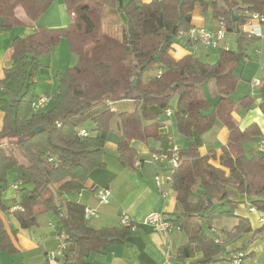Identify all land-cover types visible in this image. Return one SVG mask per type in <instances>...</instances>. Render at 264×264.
<instances>
[{
	"label": "trees",
	"instance_id": "obj_1",
	"mask_svg": "<svg viewBox=\"0 0 264 264\" xmlns=\"http://www.w3.org/2000/svg\"><path fill=\"white\" fill-rule=\"evenodd\" d=\"M52 3L0 0V32L33 25ZM64 3L71 19L66 28L39 27L30 36L14 37L10 44L11 64L0 77V213L11 215L23 230L50 227L57 246H62L54 259L62 264L101 260L111 245L128 238L131 225L99 227L85 218L87 207L73 197L93 171L105 166L109 134L119 138L118 161L132 170L137 152L131 143L157 138L160 113L173 110L179 133L187 139L208 133L216 120L228 131L226 143L209 142L205 154L190 142L169 155L179 160L171 176L178 214L169 222L187 236L176 256L188 264H233L236 258L242 264L254 257L245 254L244 247L233 251L225 247L245 234L264 232V151L256 148L264 135L256 123L241 129L234 118L240 106L247 111L254 104L251 90L264 93V80L258 78L259 86L251 89L248 80L235 74L248 47L264 44L241 29L249 15L264 16V0H129L115 5L127 18L120 38L102 28L103 9L113 1ZM209 8L226 33H235L237 49H220L213 64L191 54L173 58L170 50L175 44L193 46L179 40L180 33L192 28L193 14L204 15ZM61 39L68 41L77 64L54 76L53 106L34 111V79L44 66L40 58ZM258 50V73L263 77V46ZM150 72L154 73L147 76ZM210 83L212 104L203 91ZM247 85L251 90H244ZM239 91L237 106L230 95ZM121 103L128 106L118 107ZM259 109L264 116V103ZM85 123L92 129L83 128ZM82 130L86 137L79 136ZM9 174L11 185L18 188L12 212L2 201ZM241 205L262 215L259 228L252 230L249 220L237 214ZM224 219L236 220V225L227 232L216 230V223ZM0 252L17 253L1 217Z\"/></svg>",
	"mask_w": 264,
	"mask_h": 264
},
{
	"label": "crops",
	"instance_id": "obj_2",
	"mask_svg": "<svg viewBox=\"0 0 264 264\" xmlns=\"http://www.w3.org/2000/svg\"><path fill=\"white\" fill-rule=\"evenodd\" d=\"M108 1H113L114 4L112 3L103 9L102 28L105 33L120 38L127 18L124 13L117 10L115 5L118 3H126L129 0ZM151 1L153 0H141L144 3ZM43 15L48 18L47 21L49 22L46 27L50 29L66 28L71 21L66 12L64 0H53L52 5ZM205 20L199 11H196L192 16L193 26L205 28ZM213 20L215 19L213 18ZM215 21L217 22V20ZM38 28L34 24L29 27H24L25 30L17 36L21 38L30 36ZM13 38L8 32H0V77L2 71L11 64L10 44ZM60 46L63 50H70L68 41L61 39L57 46L52 49V52L59 53ZM73 56L77 60V57L75 55ZM43 58H47V56ZM42 64L44 65V63ZM46 67L44 65L39 70V73L40 76L46 77V84L53 88L50 91L53 92L52 95L48 92L39 94L35 97V100L43 96L50 97L51 100L46 106L48 107L53 101L52 97L56 81L53 76L55 72L54 68L47 70ZM70 68L67 66L66 68L60 67L59 69L58 63L57 68L55 67L57 69L56 73L64 72ZM63 69L65 70L62 71ZM35 83L37 84L38 82L36 81ZM254 98L256 100L257 96H254ZM259 98L262 99V96ZM259 101L260 103H264V100ZM119 106L125 108L128 104L121 103ZM234 118L241 129L246 128L252 123H256L264 135V116L259 108L257 110L246 111L243 115L240 109H238L234 113ZM2 119L3 115L0 113V127L2 125ZM158 123L160 124V128L157 138L148 139L143 142L133 141L131 143L137 152V160L132 170L124 167L117 159L116 148L119 142L118 138L116 145L111 144L114 145L113 150H109L105 146V166L93 171L84 189L73 197L74 200L94 210L95 214L91 220L99 227H124L120 222L121 216L124 213L130 219L131 230L128 238L123 243L111 245L105 256L101 260L94 261V264H167L170 260L176 258V252L181 246L180 243H182L179 235L181 231H174L164 237L156 233L151 226L143 224L147 215L151 213L158 214L164 221H169L178 214L175 193L170 185L164 183L158 188L154 179L156 175L162 177L170 176L172 169L154 163L151 156L152 154H159L169 157L175 148H186L190 142L194 143L201 154H205L209 142L211 144L224 145L228 138V131L222 123L216 120L213 128L208 133L200 136L193 134L191 139H187L179 133L173 110H171L170 115L161 112L158 117ZM113 143H115L114 139ZM257 147L260 150L264 149V145L257 144ZM11 181L12 176L9 174V187L2 194V201L7 207H10V212L16 209L15 205L18 201V192L16 193L13 190ZM98 188H108L111 191L107 205H99L97 203L94 193ZM164 192L166 193V197H163ZM10 201H14V204L9 205ZM237 214L249 220L252 230L259 228L263 222V217L260 213L251 210V208H247L245 205L239 207ZM0 217L3 220L13 246L17 250V253L8 255L10 257L19 255L21 258L20 262L17 263L16 259L12 258V260H7L6 258L0 257V264H43L44 262H47V264H62V262L50 258L57 246V236L50 227L23 230L11 215L0 213ZM50 221H52V218ZM235 225L236 220L224 219L216 223L215 228L218 231L227 232ZM242 247H244L245 254H255L252 257L251 264H264V232L257 235H254L252 232L245 234L236 241L226 245L225 248L227 251H233ZM0 254L5 255V252H0ZM196 257L200 258L201 255L197 254ZM245 262L242 264H245Z\"/></svg>",
	"mask_w": 264,
	"mask_h": 264
},
{
	"label": "rangeland",
	"instance_id": "obj_3",
	"mask_svg": "<svg viewBox=\"0 0 264 264\" xmlns=\"http://www.w3.org/2000/svg\"><path fill=\"white\" fill-rule=\"evenodd\" d=\"M203 17L206 19L205 20L206 30L211 32V33H214L218 29V22L213 20L210 8L203 15ZM47 19L48 18L42 14L35 21L34 25L36 27H40V28H48V27H46L48 22H49V21H47ZM24 30H25L24 27H15L10 32H8V34L11 35V37L12 36L15 37L18 34H21ZM262 46H263V50H264V44L261 42H257L255 44L251 45L250 47H248L247 52L245 54L251 61L248 63H245L242 61L241 64L235 70L236 75L239 76L241 74L243 76V78H245L249 82H252L254 79H258V78L261 80H264V76L262 77L261 74L258 73L259 59L256 60V56H255V52L258 51L259 48H262ZM225 47L230 51H235L237 49L235 33H229V32L226 33L225 32ZM52 49L53 48H51V51H50L49 55L47 56V58H40V60H41V63H44V65L47 66L46 67L47 70H51L52 68H54L55 72H54L53 76H55L56 72H57V69H55V67L57 68V63H58L59 69H60V67L66 68L67 66L72 68L77 64V60H75V57L73 56V54H71L70 50L69 51L63 50V48H61V46H60V52L56 53V52H52ZM219 50L220 49H205L200 44H194L190 48H185L179 44H175L171 48L170 53H171L172 57L175 59H179L186 54H191L193 57L197 58L201 62L213 64L218 59ZM67 63H68V65H66ZM64 70L65 69H63L62 71H64ZM153 73L154 72H150L147 76H151ZM35 78H36V81L38 83L35 85V88L32 92L33 95L35 97H37L39 94H43L45 92H48L49 94L52 95L53 91L52 92H50V91L53 88L50 87L48 84H46V81H47L46 77L40 76V73H39L36 75ZM34 81H35V79H34ZM244 90H251V89L249 88V85H247V86H244ZM203 91L205 94L204 96H206V98L212 104L213 103L212 93L214 92L213 84L210 83V84H206L205 86H203ZM242 91H243V89H242ZM242 91L234 92L230 95V98L237 104V106H239V98L241 96ZM251 93H254V96H257V99L255 100L252 107L247 111H251L253 109L257 110L259 108V103H260L259 100H264V93H262L259 89H255V91L251 90ZM261 96H262V99L259 98ZM176 101L177 100L175 99V101L173 102L174 103L173 104L174 110L177 109V105L175 104ZM53 104H54V102L52 101L50 106H53ZM239 109H240L242 115L244 113H246V110L244 108H242L241 106L239 107ZM83 128H86L87 130L92 129L90 123L83 124ZM113 139L115 140V143H113ZM117 141H118L117 135H115L113 133L109 134L107 142H106V147L109 150H113L114 145H116ZM111 144H114V145H111ZM11 204H14V201H10L9 205H11ZM175 217L172 218L171 220H174ZM179 235H180V240L182 242L180 244L181 245L185 244V242L187 241L186 233L184 231H181ZM0 257L6 258L7 260H10V259L12 260V258L16 259L17 263H19L21 260L19 255H14V257H10L8 255V253H5V255L0 254ZM252 259L253 258L246 259L245 264H251Z\"/></svg>",
	"mask_w": 264,
	"mask_h": 264
},
{
	"label": "built area",
	"instance_id": "obj_4",
	"mask_svg": "<svg viewBox=\"0 0 264 264\" xmlns=\"http://www.w3.org/2000/svg\"><path fill=\"white\" fill-rule=\"evenodd\" d=\"M242 31L256 37H260L264 41V16L259 14H251L249 15L244 22V25L242 26ZM179 40L181 42L190 43V44H200L205 49H225V29L222 23L218 24V29L211 33L206 30L204 27H198V26H192V28L187 32H182L179 34ZM260 52L259 50L255 52V56L259 57ZM250 59L248 57L243 58V62L248 63ZM257 86H259V80L254 79L252 82H250L251 89H255ZM51 98L48 96H43L39 98L38 100H35L32 107L34 111H40L45 109V107L49 104ZM166 115H170L171 111L166 110ZM79 136L86 137L87 132L82 130L79 132ZM264 145V141L260 144ZM176 148L173 150L175 151ZM264 151V149H262ZM151 159L154 163H158L160 165L169 167L172 169V172L174 169H176L179 165V160L177 157H165L159 154H152ZM51 161V160H49ZM171 176H155V183L158 188H160L164 183H168L171 187ZM13 190L17 193L18 188L16 186L12 187ZM111 196V191L108 188H101L98 189L95 193V198L97 200V203L99 205H107L109 203V198ZM163 197H166V193H163ZM85 218L90 219L93 217L94 210L86 208L85 211ZM121 225L123 226H129L130 225V219L129 216L125 213L121 216ZM143 224H147L153 228V230L162 236H167L170 233L174 231H179V228L173 225V223L169 221L162 220L158 214L151 213L147 215L145 218ZM63 236V234H62ZM62 246H57L56 251L50 256V258H54L56 255H61ZM241 256V255H239ZM167 264H188L186 260H182L176 256L174 260H170ZM233 264H239V258H236L233 260Z\"/></svg>",
	"mask_w": 264,
	"mask_h": 264
},
{
	"label": "water",
	"instance_id": "obj_5",
	"mask_svg": "<svg viewBox=\"0 0 264 264\" xmlns=\"http://www.w3.org/2000/svg\"><path fill=\"white\" fill-rule=\"evenodd\" d=\"M239 32V29L238 28H236V33H238ZM137 74L135 75V78L133 79V81H132V83H131V85H134L135 84V82L137 81Z\"/></svg>",
	"mask_w": 264,
	"mask_h": 264
}]
</instances>
